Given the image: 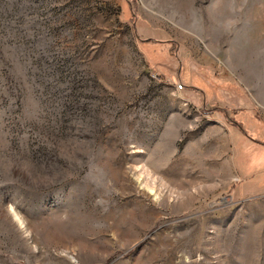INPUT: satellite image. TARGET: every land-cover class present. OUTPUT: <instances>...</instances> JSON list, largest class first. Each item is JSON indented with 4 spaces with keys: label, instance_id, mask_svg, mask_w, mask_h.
<instances>
[{
    "label": "rangeland",
    "instance_id": "1",
    "mask_svg": "<svg viewBox=\"0 0 264 264\" xmlns=\"http://www.w3.org/2000/svg\"><path fill=\"white\" fill-rule=\"evenodd\" d=\"M0 264H264V0H0Z\"/></svg>",
    "mask_w": 264,
    "mask_h": 264
},
{
    "label": "trees",
    "instance_id": "2",
    "mask_svg": "<svg viewBox=\"0 0 264 264\" xmlns=\"http://www.w3.org/2000/svg\"><path fill=\"white\" fill-rule=\"evenodd\" d=\"M175 49H176V51H177V53H178V49H179V45H175Z\"/></svg>",
    "mask_w": 264,
    "mask_h": 264
}]
</instances>
